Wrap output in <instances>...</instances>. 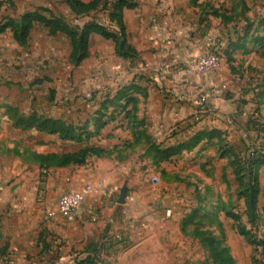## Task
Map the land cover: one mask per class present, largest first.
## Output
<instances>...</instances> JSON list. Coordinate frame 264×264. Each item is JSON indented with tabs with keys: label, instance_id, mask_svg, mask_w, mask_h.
I'll use <instances>...</instances> for the list:
<instances>
[{
	"label": "rangeland",
	"instance_id": "374dc122",
	"mask_svg": "<svg viewBox=\"0 0 264 264\" xmlns=\"http://www.w3.org/2000/svg\"><path fill=\"white\" fill-rule=\"evenodd\" d=\"M192 3L208 38L168 67L97 32L76 63L71 37L43 22L21 42L12 26L28 12L116 26L73 0H0V181L35 183V205L7 214L53 220L37 230L46 264H264V0ZM203 56L216 65L189 72ZM87 184L76 216L60 214Z\"/></svg>",
	"mask_w": 264,
	"mask_h": 264
},
{
	"label": "crops",
	"instance_id": "0c3cea01",
	"mask_svg": "<svg viewBox=\"0 0 264 264\" xmlns=\"http://www.w3.org/2000/svg\"><path fill=\"white\" fill-rule=\"evenodd\" d=\"M136 3L134 8L124 11L127 42L146 56L149 63L155 57L169 67L177 60L174 56H197L202 50L208 38L205 15L192 0H136ZM200 85L193 79L189 82L191 97L196 92L195 86L199 91L202 89ZM36 189L31 181H0V264L47 263L44 254L49 251L44 252L37 230L42 231L53 220H47L48 216L44 220L43 211L38 208L32 209L23 220L7 214L10 206L26 211L34 206ZM67 220L72 222L74 217ZM61 221L53 224V232H61L62 227L58 226Z\"/></svg>",
	"mask_w": 264,
	"mask_h": 264
},
{
	"label": "trees",
	"instance_id": "16d2710c",
	"mask_svg": "<svg viewBox=\"0 0 264 264\" xmlns=\"http://www.w3.org/2000/svg\"><path fill=\"white\" fill-rule=\"evenodd\" d=\"M79 11L86 13L89 15L91 12L101 9H107L110 6L109 18L110 21L115 24L116 29L111 30L107 28L99 19L88 20L85 25L80 27L79 30H73L68 25L63 23L62 20L58 18L49 19L39 12H28L26 13L20 25H13L12 28L15 31L16 38L21 42H24L26 37L29 35L30 30L34 26L36 22H43L47 26H51L56 30L67 33L72 39V47H73V59L75 62H80L87 54L88 51V42L89 37L92 33L97 32L106 36L108 38H112L116 42L117 51L120 55L130 56L136 53V51L130 47V44L127 42V33L124 25V11L125 9L134 8L137 3L136 0H92L88 3H83L81 0H73ZM9 23H6L0 27V33L3 32ZM38 129L48 130L52 133L57 132L59 130L52 129L48 127L44 123H40L37 125ZM66 135V134H65ZM200 136V134H199ZM74 139V136H70ZM253 182V181H252ZM253 199L257 194V190L255 189V184L251 185ZM233 217L237 220L238 216L232 214ZM239 232L243 235L247 240L251 239V234L249 231L245 229L242 224H239Z\"/></svg>",
	"mask_w": 264,
	"mask_h": 264
},
{
	"label": "built area",
	"instance_id": "2783aa9c",
	"mask_svg": "<svg viewBox=\"0 0 264 264\" xmlns=\"http://www.w3.org/2000/svg\"><path fill=\"white\" fill-rule=\"evenodd\" d=\"M110 6L107 9H103L105 17L109 16ZM108 12V13H107ZM216 65L215 59L203 56L198 61V64L194 69H189V72L196 71H207L212 69ZM92 190V185L87 184L82 190L72 189L64 192L58 201V212L66 217H72L82 205L84 198L87 193Z\"/></svg>",
	"mask_w": 264,
	"mask_h": 264
},
{
	"label": "water",
	"instance_id": "95a60500",
	"mask_svg": "<svg viewBox=\"0 0 264 264\" xmlns=\"http://www.w3.org/2000/svg\"><path fill=\"white\" fill-rule=\"evenodd\" d=\"M125 193H126V191H125V189H124V190L122 191L121 197H120V199H119L120 202H123V201H124Z\"/></svg>",
	"mask_w": 264,
	"mask_h": 264
}]
</instances>
